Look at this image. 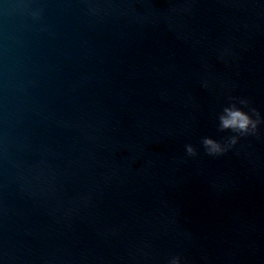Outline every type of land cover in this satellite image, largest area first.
Returning a JSON list of instances; mask_svg holds the SVG:
<instances>
[{
    "label": "water",
    "instance_id": "95a60500",
    "mask_svg": "<svg viewBox=\"0 0 264 264\" xmlns=\"http://www.w3.org/2000/svg\"><path fill=\"white\" fill-rule=\"evenodd\" d=\"M0 264H264V0H0Z\"/></svg>",
    "mask_w": 264,
    "mask_h": 264
},
{
    "label": "clouds",
    "instance_id": "9594fccd",
    "mask_svg": "<svg viewBox=\"0 0 264 264\" xmlns=\"http://www.w3.org/2000/svg\"><path fill=\"white\" fill-rule=\"evenodd\" d=\"M226 116L221 118V126L225 128H233L244 132L248 129L249 125L254 127L253 122L249 119V117L240 112L239 110H225ZM211 143V142H206ZM215 150L216 146H212Z\"/></svg>",
    "mask_w": 264,
    "mask_h": 264
}]
</instances>
